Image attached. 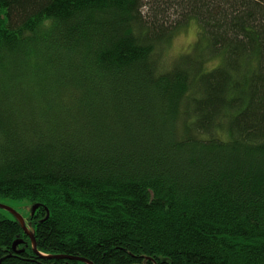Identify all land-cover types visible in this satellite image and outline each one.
I'll list each match as a JSON object with an SVG mask.
<instances>
[{"label": "trees", "instance_id": "1", "mask_svg": "<svg viewBox=\"0 0 264 264\" xmlns=\"http://www.w3.org/2000/svg\"><path fill=\"white\" fill-rule=\"evenodd\" d=\"M0 199V264H264V0H0Z\"/></svg>", "mask_w": 264, "mask_h": 264}, {"label": "rangeland", "instance_id": "2", "mask_svg": "<svg viewBox=\"0 0 264 264\" xmlns=\"http://www.w3.org/2000/svg\"><path fill=\"white\" fill-rule=\"evenodd\" d=\"M146 8L147 9H144L143 11H148L149 6L146 5ZM198 31L199 28L197 27L196 23H190L185 28V30L176 32L173 38L171 39L172 41L170 43V46L167 48L166 52L164 53L163 59L161 58V62L169 63V61L175 58V56L186 53V51H188L190 46L196 41V36ZM0 204L6 207L7 206L10 207L18 214H21L23 218L24 216H27L29 213L31 214V210H30L31 206L24 205L19 200L14 201L9 199H0ZM0 210L2 209L0 208ZM1 213L5 215L6 218H8V216L12 217L11 214H8L4 211H1Z\"/></svg>", "mask_w": 264, "mask_h": 264}, {"label": "water", "instance_id": "3", "mask_svg": "<svg viewBox=\"0 0 264 264\" xmlns=\"http://www.w3.org/2000/svg\"><path fill=\"white\" fill-rule=\"evenodd\" d=\"M39 207V205H32L30 210H31V214H34V212L36 211V209ZM0 208L3 209L4 211L6 212H9L12 217L14 218L15 221H17L18 223H20L21 227H22V231L25 233V235L28 237V239L30 240V243L32 244V251L34 253H36L37 255L39 256H44L43 254L41 255L40 253L37 252L36 250V242L34 240V237H33V234L31 232H28L26 226H25V221H24V218L21 214H18L16 211H14L13 209H11L10 207H6L2 204H0ZM46 210V215L48 214V210ZM20 241H15L14 244H13V248L15 249L18 245H20ZM50 259H59V260H64V259H68V260H71V261H79V262H83L84 264H92L90 262H88L87 260H84V259H81V258H78V257H70V256H53V257H49Z\"/></svg>", "mask_w": 264, "mask_h": 264}, {"label": "flooded vegetation", "instance_id": "4", "mask_svg": "<svg viewBox=\"0 0 264 264\" xmlns=\"http://www.w3.org/2000/svg\"><path fill=\"white\" fill-rule=\"evenodd\" d=\"M1 211H4V210H3V209L0 210V214L3 215V214L1 213ZM4 212H6V211H4ZM6 213L10 214L9 212H6ZM3 216H5V215H3Z\"/></svg>", "mask_w": 264, "mask_h": 264}]
</instances>
